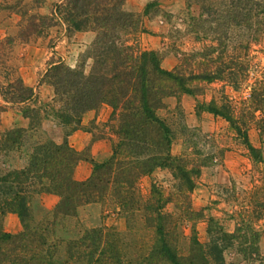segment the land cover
<instances>
[{
	"label": "trees",
	"instance_id": "16d2710c",
	"mask_svg": "<svg viewBox=\"0 0 264 264\" xmlns=\"http://www.w3.org/2000/svg\"><path fill=\"white\" fill-rule=\"evenodd\" d=\"M124 1L61 0L45 15L39 12L44 0L0 1V11L18 18L14 35L0 39V111L24 106L20 113L29 121L27 129L0 134V264H223L222 252L237 239L239 253H246L238 227L232 233L211 229L217 236L208 244L199 243L193 232L183 235L182 224L197 217L189 194L202 166L170 154L174 132L166 102L194 97L215 82L236 91L246 81L247 51L261 32L264 0H198L201 14L190 18L187 32L194 40L208 37V45L188 53L173 47L179 59L169 70L161 68L158 53L141 48V16L124 11ZM207 13L204 28L201 15ZM54 27H64L67 34L94 33L83 54L90 64L87 72L82 63L74 68L49 64L37 85L51 87L52 98L40 103L23 83L13 50L43 39ZM236 39L241 56L226 53V44ZM249 89L239 108L223 95L200 108L224 120L257 158L247 130L264 131V81H254ZM102 105L110 109L107 160L92 162L65 139L55 144L41 137L43 121L54 122L67 137L80 127L82 114ZM80 161H88L91 170L87 179L75 181L72 172ZM154 169L170 173L175 192L151 184L146 195L140 193L139 179ZM41 194L54 195L57 202L35 214L30 206ZM90 205L102 207V219L111 213L123 217L124 230L101 220L82 226L78 210ZM6 214L17 217V233L3 231Z\"/></svg>",
	"mask_w": 264,
	"mask_h": 264
},
{
	"label": "rangeland",
	"instance_id": "374dc122",
	"mask_svg": "<svg viewBox=\"0 0 264 264\" xmlns=\"http://www.w3.org/2000/svg\"><path fill=\"white\" fill-rule=\"evenodd\" d=\"M60 1L44 0L39 12L47 14L52 5ZM141 2L143 3L141 12L134 13L141 16L142 32L137 34V39L143 48L159 54L161 68L169 70L177 63L179 55L172 53L173 47L179 49V53H188L200 51L204 45H208V37L194 40L187 32L191 26L190 18L196 19L201 14L198 0ZM17 19L14 15L7 17V13L0 11V39L6 34L14 35ZM201 19L206 22L200 26L208 27V13L202 14ZM260 29L256 41L248 47L246 81L236 91L223 82H215L204 86L200 94L194 97L182 95L177 102L172 99L166 102L168 110L166 117L174 132L170 154L174 157H183L190 165L202 166L189 194L191 209L197 217L190 223L182 224L183 235L188 237L193 232L199 243L208 244L209 239L217 236L210 232L211 229L220 227L221 232L232 233L238 227L241 229L238 235L246 239V243L242 245L246 250L244 256L242 257L238 251L239 239L234 240L231 247L221 254L223 264H264V131L261 132L254 126L247 130V141L257 156L253 158L224 120L208 114L200 106L204 107L210 99L218 102L223 95L239 108L240 102L249 94V86L254 81H264V17ZM73 34L65 33L64 27H54L47 31L43 39L33 43L16 44L13 54L24 82L36 86L48 65L58 61L69 68L82 63L84 71L87 72L90 61L83 57L87 47L81 52L74 51L70 46L74 43ZM199 34L197 35L200 37ZM238 43L239 40L236 39L226 44V53L229 55L239 53L241 56L242 52L237 49ZM51 92V87L35 90L40 103H48L47 98ZM7 107L13 108V111H7V115L0 111V134L14 129L11 127L13 124L11 119L23 117L20 112L24 106ZM47 122L43 121L41 124L48 125ZM105 124L98 127L91 125L88 130H91L94 136L96 133L97 136L99 133L109 136L110 132ZM41 137H47L45 132L41 133ZM81 153L87 154L91 160L87 149ZM151 184L160 187L165 193L176 191V182L165 169H154L141 177L138 181L140 193L146 195ZM37 205L34 199L30 208L35 214L41 211ZM102 210L98 205L80 208L78 219L81 225H97L101 220L107 227L122 232L125 228L124 218L111 213L110 217L102 219ZM2 229L4 231L3 224ZM252 233H256V239L251 238Z\"/></svg>",
	"mask_w": 264,
	"mask_h": 264
},
{
	"label": "crops",
	"instance_id": "0c3cea01",
	"mask_svg": "<svg viewBox=\"0 0 264 264\" xmlns=\"http://www.w3.org/2000/svg\"><path fill=\"white\" fill-rule=\"evenodd\" d=\"M141 1L142 0H125L123 4V9L131 13H140L143 6V3ZM93 36L94 33L91 31L75 32L72 37V39H74L72 40L74 41V43L70 44V46H72L74 51L81 52L86 47H88V45L93 39ZM141 48L147 51L150 50V49H145L142 46ZM22 81L26 86L31 87L34 93L36 89H41V87L44 88L49 87L47 85L38 86L37 83L36 86H33L31 83H25L23 79ZM51 98H52V92L51 95L47 98V100L50 101ZM38 99L39 97L37 96V100ZM7 111H13V108L6 107V110H3L2 113L4 115H7ZM109 113H110V109L105 105L100 106L96 111L85 112L84 114H82L80 118V127L71 134H69L67 137L64 136V130L59 126H57L52 121H48L47 122L48 125L41 124L40 132L41 133L45 132L47 138H49L55 144H60L65 139L67 145L76 152H81L87 149L90 159L93 162L100 163L105 161L109 157L111 142L108 139V135L104 136L103 134L99 133L100 135L97 136L96 133L94 136L92 134V131L88 130V127L91 125L97 127L101 125L103 126L108 119ZM11 121H13L11 127L22 128V129L28 128V119L25 117L18 116L16 118H13V120L11 119ZM90 170H91V165L89 162L80 161L76 164V166L73 169L72 178L75 181H84L85 179L88 178L90 174ZM35 200L39 205L38 209L40 210H50L57 202V198L51 194H41L37 196ZM2 224H3L4 232L14 234L20 230L19 221L17 217L13 214H6L3 217Z\"/></svg>",
	"mask_w": 264,
	"mask_h": 264
}]
</instances>
